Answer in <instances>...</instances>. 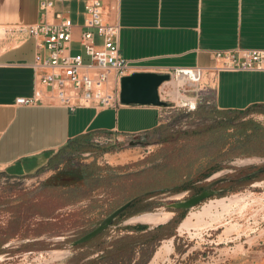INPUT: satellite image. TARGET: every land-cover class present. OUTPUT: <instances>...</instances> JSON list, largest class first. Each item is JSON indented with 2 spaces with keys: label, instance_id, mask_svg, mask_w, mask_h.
<instances>
[{
  "label": "rangeland",
  "instance_id": "374dc122",
  "mask_svg": "<svg viewBox=\"0 0 264 264\" xmlns=\"http://www.w3.org/2000/svg\"><path fill=\"white\" fill-rule=\"evenodd\" d=\"M74 48L80 51L78 45ZM213 109L219 110L202 106L198 111ZM151 118V113L133 109L120 112L118 122L120 127L127 121L131 129H139ZM245 120L264 130V105ZM165 122L159 125L166 128L162 133L132 135L121 142L105 134V141L97 144L89 135L48 155L45 166L31 176L0 173V264H126L124 258H108L107 250L117 240L137 235L129 227L158 226L136 219L160 212L171 214L169 222L184 219L176 224L174 237L146 250L150 257L145 264H264V178H241L264 167V133L260 138L247 133L238 155L218 161L223 170L199 180L210 159L191 153L204 146L196 141L175 143V138L215 125L216 119L196 111L174 113ZM168 136L174 138L164 144ZM86 172L90 175L82 180ZM217 177H233L237 183L219 185L215 197L189 211L165 208L201 193ZM130 201L136 203L104 234L72 245ZM59 252L67 254L54 260L52 254ZM140 256L141 248L135 249L136 263Z\"/></svg>",
  "mask_w": 264,
  "mask_h": 264
},
{
  "label": "crops",
  "instance_id": "0c3cea01",
  "mask_svg": "<svg viewBox=\"0 0 264 264\" xmlns=\"http://www.w3.org/2000/svg\"><path fill=\"white\" fill-rule=\"evenodd\" d=\"M102 1L107 20L121 28L120 47L124 58L133 62V73L211 68L217 51L264 49V0ZM88 2H58L53 13L64 12L82 25ZM39 16V0H0V25H31ZM34 63L33 40L0 53L1 174L34 175L45 166L48 155L89 135L107 134L121 142L159 126L156 107L70 112L52 105H17L19 98L34 95ZM215 102L219 110L245 111L264 105V73L222 74ZM133 109L151 113V120L139 129H131L127 121L120 127V112Z\"/></svg>",
  "mask_w": 264,
  "mask_h": 264
},
{
  "label": "built area",
  "instance_id": "2783aa9c",
  "mask_svg": "<svg viewBox=\"0 0 264 264\" xmlns=\"http://www.w3.org/2000/svg\"><path fill=\"white\" fill-rule=\"evenodd\" d=\"M68 1L39 0L40 16L35 24L0 25V53L30 40L35 43L34 95L19 98L17 105H52L70 112L83 108L118 111L125 107L120 99L121 81L134 68L122 54L121 28L107 20L102 0H89L82 25L73 23L64 12L53 13L56 3ZM215 59L211 68H173L161 73L169 75L170 81L159 89L161 100L168 103V107H156L159 125L174 113L216 107L224 73H264V49L217 51ZM103 136L95 134V142L102 144Z\"/></svg>",
  "mask_w": 264,
  "mask_h": 264
},
{
  "label": "trees",
  "instance_id": "16d2710c",
  "mask_svg": "<svg viewBox=\"0 0 264 264\" xmlns=\"http://www.w3.org/2000/svg\"><path fill=\"white\" fill-rule=\"evenodd\" d=\"M258 107L261 106L255 105L245 111L213 109L211 111L205 112L197 110L198 114L205 118L214 117L216 119L215 125L199 129L197 131L179 134L177 138H175V143H179L180 141H183L184 143H188V141H196L200 142V144L204 146L202 151H193V153H191L195 158L206 157L210 159V162L206 166L204 173L198 176L200 178L199 180H205L213 174L223 170V166L218 164V161L233 159L235 155H238L237 150L239 145L242 143V141H245L247 138V133L254 137L257 136L258 138L263 135L264 130L258 124L252 120L242 121L246 118L250 111L257 109ZM165 130V127L158 126L149 132L143 133L142 135L162 133ZM235 137H239L237 138V141L235 140ZM171 138L173 139L174 136L166 137L163 143L170 144V142H172ZM79 141L80 139L72 142L67 147H70L71 145H77ZM88 175H90L89 172L82 174L81 179L86 180ZM250 180L255 181L256 179ZM146 190L149 189H145L144 191ZM134 203H136V201H133L132 205ZM183 219L184 217L182 216L179 221L172 220L153 229H150L148 225L143 224H139L135 227H129L127 229H131V231L135 232L137 235L135 237L125 236L120 240H117L116 244L118 246H114L113 244L111 248L107 250V257L113 261L124 258L126 260V264H132V262H135V259L133 258V252L135 249L141 248L140 260L134 264H145L147 259L150 257L149 254H146V250L156 245L160 240L174 237L176 230L175 226L177 223L182 222ZM125 255L126 258L124 257Z\"/></svg>",
  "mask_w": 264,
  "mask_h": 264
},
{
  "label": "water",
  "instance_id": "95a60500",
  "mask_svg": "<svg viewBox=\"0 0 264 264\" xmlns=\"http://www.w3.org/2000/svg\"><path fill=\"white\" fill-rule=\"evenodd\" d=\"M168 81H170V76L161 73H133L130 76L124 77L121 81V103L125 106L168 107V103L162 101L159 94L160 87ZM234 181L233 177L213 178L198 195L187 200L170 202L165 208L174 211H189L210 198L215 197L218 193L216 189L219 185ZM132 203L133 201L127 202L116 209L97 228L80 239L75 240L72 245L77 246L87 243L105 233L118 217L132 206ZM155 227H152V229Z\"/></svg>",
  "mask_w": 264,
  "mask_h": 264
},
{
  "label": "bare ground",
  "instance_id": "6f19581e",
  "mask_svg": "<svg viewBox=\"0 0 264 264\" xmlns=\"http://www.w3.org/2000/svg\"><path fill=\"white\" fill-rule=\"evenodd\" d=\"M248 162H250V161L249 160L243 161V163H248ZM170 218H171V214L160 212V213L147 214V215L142 216L136 220L139 222L145 223V224H149V225H157V224L162 225L161 223H164V224L168 223ZM182 226L184 228L186 226V223H183L181 225V227ZM159 253L156 254L155 258L158 257ZM66 254L67 253H65V252H59V253H53L52 255H53L54 260H59V259L64 258L66 256ZM153 261H154V259H153ZM151 264H153V262Z\"/></svg>",
  "mask_w": 264,
  "mask_h": 264
},
{
  "label": "flooded vegetation",
  "instance_id": "af4514ba",
  "mask_svg": "<svg viewBox=\"0 0 264 264\" xmlns=\"http://www.w3.org/2000/svg\"><path fill=\"white\" fill-rule=\"evenodd\" d=\"M242 177L241 178H243V179H261V178H264V167H261V168H258L257 169V171L255 172V171H253V172H248L247 174H244V175H241ZM253 176V177H252ZM235 181H237V179H234ZM232 182L233 184H236L237 182ZM217 190V189H216ZM199 194V193H198ZM198 194H195V195H192V196H190V197H188L187 199H190V198H192V197H194V196H196V195H198ZM186 199V200H187ZM177 213H179V212H183V210H179V211H176ZM121 216V215H120ZM119 216V217H120ZM118 217V218H119ZM95 229V228H94ZM94 229H92L91 231H93ZM90 231V232H91ZM89 232V233H90ZM104 234V233H103ZM101 236V235H100ZM99 237V236H98ZM85 244V243H84Z\"/></svg>",
  "mask_w": 264,
  "mask_h": 264
}]
</instances>
